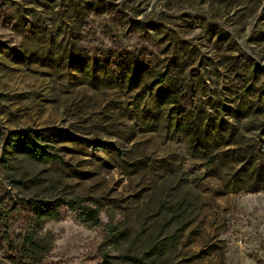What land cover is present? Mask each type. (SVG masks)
Instances as JSON below:
<instances>
[{
    "label": "rangeland",
    "instance_id": "1",
    "mask_svg": "<svg viewBox=\"0 0 264 264\" xmlns=\"http://www.w3.org/2000/svg\"><path fill=\"white\" fill-rule=\"evenodd\" d=\"M0 161V264H264V0H0Z\"/></svg>",
    "mask_w": 264,
    "mask_h": 264
},
{
    "label": "trees",
    "instance_id": "2",
    "mask_svg": "<svg viewBox=\"0 0 264 264\" xmlns=\"http://www.w3.org/2000/svg\"><path fill=\"white\" fill-rule=\"evenodd\" d=\"M141 71H137L135 76L130 79V83H135L138 79L141 78ZM122 75H124L122 73ZM163 85L166 86V81L164 80ZM6 132V131H5ZM74 143H80L81 140L76 139L74 136L69 134L68 132L56 131L54 133V138H62L64 137ZM5 138V146L7 150H15L25 157L35 161L36 163L44 164V163H55L61 162V158L54 151L52 145L50 144V138L43 135L41 131H33L32 129H25L15 132H6L4 134ZM3 165L0 163V168ZM61 205L70 207L73 209V203L67 202L63 199H58L52 202L43 201L36 207V212L39 218L45 219H56L59 220L61 218L60 213L58 211V207ZM75 210V209H74ZM80 214L82 218V223L89 224L90 226H99L100 222L98 219V213L95 210L83 207L80 209ZM110 232H114L113 229H110ZM115 234V233H114ZM30 243V254H26V259L28 260L26 264H44L43 260L40 257L41 247L38 243L29 242ZM174 243V239L171 241L169 239L159 245L152 246L146 253H144L141 257L136 256H118V257H110L105 256L103 262L101 264H114V260H123L125 262H129L131 264H150L149 259L152 256H155L156 253L165 250L171 244Z\"/></svg>",
    "mask_w": 264,
    "mask_h": 264
},
{
    "label": "water",
    "instance_id": "3",
    "mask_svg": "<svg viewBox=\"0 0 264 264\" xmlns=\"http://www.w3.org/2000/svg\"><path fill=\"white\" fill-rule=\"evenodd\" d=\"M1 162V161H0Z\"/></svg>",
    "mask_w": 264,
    "mask_h": 264
}]
</instances>
